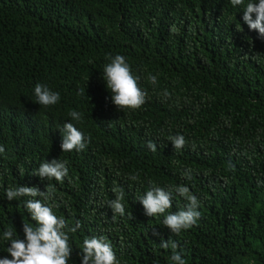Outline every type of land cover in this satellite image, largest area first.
Segmentation results:
<instances>
[{"label": "trees", "instance_id": "1", "mask_svg": "<svg viewBox=\"0 0 264 264\" xmlns=\"http://www.w3.org/2000/svg\"><path fill=\"white\" fill-rule=\"evenodd\" d=\"M247 3L0 0V92L18 93L19 82L29 90L20 105H0V237L12 228L23 239V223L35 226L23 206L31 198L8 201L6 190L51 184L46 203L69 228L81 225L67 232L68 264H81L84 239L99 236L119 264H171L173 252L186 264H264V39L243 22ZM117 54L148 94L139 109L111 102L102 74ZM37 82L60 101L37 104ZM68 122L83 133V151L62 152ZM177 134L186 140L179 150L169 140ZM53 159L67 162L63 182L32 175ZM150 181L187 186L199 202L196 224L179 234L164 226L188 204L175 192L164 215H145L138 197ZM113 188L124 190L125 214L115 219ZM7 247L0 238V258Z\"/></svg>", "mask_w": 264, "mask_h": 264}, {"label": "clouds", "instance_id": "2", "mask_svg": "<svg viewBox=\"0 0 264 264\" xmlns=\"http://www.w3.org/2000/svg\"><path fill=\"white\" fill-rule=\"evenodd\" d=\"M154 3L156 0H147ZM233 7L244 4V0H230ZM243 22L249 30L256 31L260 38L264 39V0H248L243 9ZM255 14V19H253ZM109 62L104 66L102 78L105 81L106 88L111 94V102L120 109L136 110L143 106L148 96L147 92L139 85V78L132 72L130 64L122 55L107 57ZM0 78L3 75L0 74ZM151 83H156V77H149ZM29 92L23 88L19 82V92L13 95L3 96L0 92V105H20V95ZM34 100L40 106L48 107L56 105L60 101V94L52 91L42 82H37L33 86ZM167 95V93H165ZM68 116L73 121H82L83 114L76 110H69ZM59 131L61 133L62 152L83 151L86 148V140L83 133L75 127L72 122L64 123ZM174 149H182L186 140L183 135L177 134L169 137ZM147 147L155 152L156 144L148 141ZM5 152L3 145H0V154ZM33 176L39 178L63 182L68 176L67 162L59 159H53L50 162L44 161L39 168L34 170ZM136 180L137 176H131ZM151 187L146 193L138 197V202L143 206L145 215L153 217L164 215L172 207L173 192L185 198L188 204L185 208L177 212H169L164 216L163 224L173 234H179L182 230H187L196 224L200 217L198 199L193 195L187 186H176L165 190L149 182ZM55 188L48 184L45 191H40L38 187L17 186L6 190L8 201L21 197H30L23 201V206L30 214L31 220L35 226L29 223H23V239L12 228L3 231L2 238L8 242L7 255L0 258V264H68L72 255V248L69 245V236L67 232H75L81 227L77 222L75 227L69 228L68 222L63 217H57L53 212V207L46 201L53 197ZM116 194L115 199L109 201L108 206L115 214L123 216L125 206L122 203L124 199L123 188H113ZM41 197L42 199H37ZM67 230V231H65ZM153 235L158 233L153 232ZM175 249L177 245L174 242L161 240L160 247ZM10 257V258H9ZM81 264H119L116 254L107 239L104 236L86 237L83 241L79 253ZM171 264H186L178 252H173L170 257Z\"/></svg>", "mask_w": 264, "mask_h": 264}]
</instances>
